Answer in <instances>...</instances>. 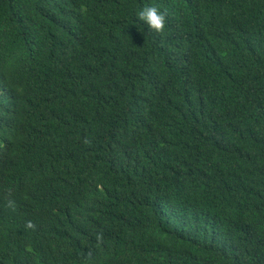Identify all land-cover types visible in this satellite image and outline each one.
Instances as JSON below:
<instances>
[{"label": "trees", "instance_id": "trees-1", "mask_svg": "<svg viewBox=\"0 0 264 264\" xmlns=\"http://www.w3.org/2000/svg\"><path fill=\"white\" fill-rule=\"evenodd\" d=\"M0 127V264H264V0H0Z\"/></svg>", "mask_w": 264, "mask_h": 264}, {"label": "clouds", "instance_id": "clouds-1", "mask_svg": "<svg viewBox=\"0 0 264 264\" xmlns=\"http://www.w3.org/2000/svg\"><path fill=\"white\" fill-rule=\"evenodd\" d=\"M139 20L143 21L150 29L163 32L166 27V14L157 6H145L137 13ZM3 129L0 127V199L5 203L6 212L13 217L15 207L25 194V187L37 178L35 169L27 170L23 180L15 176L12 171H18L20 166L10 165L6 160V144L1 137ZM41 183V181H40ZM40 185V184H39ZM6 229L0 226V248H4L9 236H5Z\"/></svg>", "mask_w": 264, "mask_h": 264}]
</instances>
